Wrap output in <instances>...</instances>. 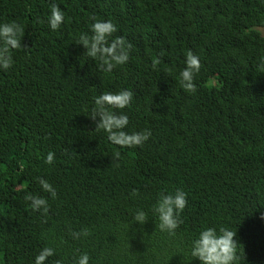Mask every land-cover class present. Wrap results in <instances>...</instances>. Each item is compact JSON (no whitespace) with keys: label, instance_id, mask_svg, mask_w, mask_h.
<instances>
[{"label":"trees","instance_id":"1","mask_svg":"<svg viewBox=\"0 0 264 264\" xmlns=\"http://www.w3.org/2000/svg\"><path fill=\"white\" fill-rule=\"evenodd\" d=\"M52 3L65 13L57 30ZM91 16L133 45L112 72L75 43L91 35ZM11 21L25 28V49L0 69V264H35L46 246L56 251L46 264L85 252L89 264H201L192 241L221 226L237 232L239 264H264V0H0V24ZM189 50L201 60L191 92L180 84ZM121 89L133 101L115 111L129 116L125 131L151 130L143 146L110 142L87 116L95 97ZM176 189L188 204L169 235L152 209ZM27 194L49 212L33 211ZM82 229L91 234L71 237Z\"/></svg>","mask_w":264,"mask_h":264},{"label":"clouds","instance_id":"2","mask_svg":"<svg viewBox=\"0 0 264 264\" xmlns=\"http://www.w3.org/2000/svg\"><path fill=\"white\" fill-rule=\"evenodd\" d=\"M94 21L91 25V35L84 34L75 42L83 45L86 49L84 55L91 60L97 61V70L101 72H112L117 66L127 63L130 59V52L133 48L131 42L123 36L113 37L117 32V26L111 20H101L96 16H91ZM65 22V13L60 6L52 3L50 5V16L48 23L52 30H57ZM25 36V28L17 21L5 22L0 24V69L9 70L13 66V49H25L22 40ZM164 55L160 53L159 57H153L152 67L157 70L161 64ZM185 68L180 73V84L186 91H195V76L201 69L200 57L191 50L187 51L185 59ZM261 67H264V57H261ZM134 92L130 89H121L118 92H104L94 98V107L89 115L95 122V131L104 130L108 135L110 142L121 147L143 146L152 135L150 129H144L139 132H127L125 129L129 125V116L123 111L129 108L133 101ZM99 117L97 122L96 118ZM120 153L116 152L112 156V165L120 159ZM55 154L49 152L45 163L52 164ZM42 190L50 193L55 198L57 193L54 187L41 177H36ZM133 197L138 196L137 189H133ZM188 194L182 189H176L174 193L161 192L157 202L153 205V216L158 220L157 227L167 232L169 235H175L176 230L183 223L181 214L188 204ZM26 201H30L33 211H41L44 215L49 212V205L46 198L27 194ZM148 214L143 210H138L134 215V222L144 225L148 220ZM46 222V221H45ZM91 234L88 229L81 231H72L70 233L73 239L79 240L82 236L87 237ZM237 232L221 226L219 231L215 227H208L201 231L199 237L192 241L191 256L193 259H199L201 264H239L241 254L238 253V242L235 237ZM56 255L52 247H44L35 257V264H46L49 257ZM90 256L88 253L80 254L74 264H89ZM54 264H63L62 259H56Z\"/></svg>","mask_w":264,"mask_h":264},{"label":"rangeland","instance_id":"3","mask_svg":"<svg viewBox=\"0 0 264 264\" xmlns=\"http://www.w3.org/2000/svg\"><path fill=\"white\" fill-rule=\"evenodd\" d=\"M263 30V33H264V29H262Z\"/></svg>","mask_w":264,"mask_h":264}]
</instances>
